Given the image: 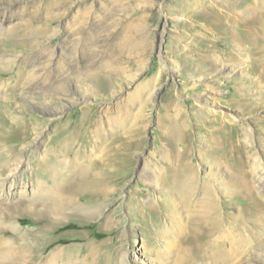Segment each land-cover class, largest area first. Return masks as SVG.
<instances>
[{
    "label": "rangeland",
    "instance_id": "obj_1",
    "mask_svg": "<svg viewBox=\"0 0 264 264\" xmlns=\"http://www.w3.org/2000/svg\"><path fill=\"white\" fill-rule=\"evenodd\" d=\"M247 2L0 0V135L12 140H0V164H19L13 177V166L0 172V199L15 188L29 194L48 148L71 131L65 160L101 172L110 186L95 215L12 211L22 217L20 241L40 259L95 243L97 252L78 251L58 264H98L110 247L112 264H151L169 242L156 235L152 211L154 177L167 156L187 151L206 178L223 151H257L264 164V54L257 36L248 42L236 22ZM52 156L63 158L61 151ZM223 177L229 185L231 173ZM88 198L82 192L77 201L90 206ZM227 199L229 212L245 205ZM8 229L1 223L0 236L15 239ZM171 247L169 264H176L177 245ZM255 255L241 264H253Z\"/></svg>",
    "mask_w": 264,
    "mask_h": 264
},
{
    "label": "bare ground",
    "instance_id": "obj_2",
    "mask_svg": "<svg viewBox=\"0 0 264 264\" xmlns=\"http://www.w3.org/2000/svg\"><path fill=\"white\" fill-rule=\"evenodd\" d=\"M247 1V5L242 6L237 12L236 22L243 29L248 42L257 36L261 47L258 53L264 54V0ZM52 7L59 6L53 2ZM51 19L52 17L47 15L44 18V25H47ZM81 20L88 22L94 19L84 17ZM40 26L42 24L37 23L33 25V29ZM26 126L25 123H21L19 127ZM244 134L247 139L249 132L245 130ZM74 137L75 131H71L59 144L58 151L48 148L49 151L40 163L41 175L29 194L26 195L27 192L24 191L19 192L15 186L16 191H9L10 196L7 195L9 198L4 196L0 199V224L4 221L8 222L9 229L4 233L16 235L15 239L0 236V264H58L60 261L68 263L75 259L78 251L88 253L98 251L97 244L88 243L84 247L56 248L50 251L45 259H40V255L34 254L31 244L20 241L22 235H19V229L22 217L12 212L20 207H23L22 209L32 207L33 211H41L53 219H59L74 211H84L88 215L98 214L110 191L108 177L98 171L90 174L89 167L65 160ZM10 138L4 134L0 135V140L5 142H11ZM3 141L1 142L4 143ZM227 143L232 144L233 141L230 139ZM40 144L39 139L36 148ZM60 151L63 158L61 160L53 158L52 155ZM221 153V156L229 161V165L221 160L220 155L218 157L215 155L212 158L214 167L210 169L208 178L203 177L202 170L192 164V159L185 150L175 151L171 156H167L170 157L169 163L164 169L158 170L153 181L155 195L152 211L157 221L155 233L160 238L169 239V242H165L166 245L161 247L162 249L156 248V257L150 261L151 264H169L168 253L172 244L177 245L176 250L179 253L176 264H241L243 258L247 261L253 253L257 255V257L253 256V264L264 263L262 157L257 151L243 149L234 152L232 157L228 156V151ZM164 156L163 154L161 158ZM111 162L116 160H111L109 164ZM8 163L9 160L6 159L4 164H0V172L13 166L12 169L10 168L13 177L19 164ZM225 170L231 173L229 185L224 181ZM2 184L3 181L0 180V186ZM6 185L9 189L10 179ZM82 192L89 193L88 199L92 202L90 206H84L82 202L79 203L80 200L77 201L78 194ZM224 197L225 199H222ZM227 198L245 201V205L239 207L236 213L229 212L226 210L230 205ZM3 203H7V206L5 204L4 207ZM164 218L166 222L162 221ZM13 219L17 223L13 222ZM113 251L115 250L111 247L107 248L98 264H112ZM122 263L123 259L115 262V264Z\"/></svg>",
    "mask_w": 264,
    "mask_h": 264
}]
</instances>
